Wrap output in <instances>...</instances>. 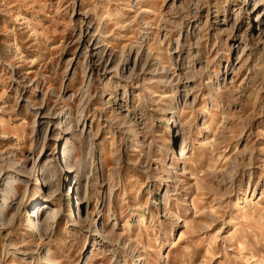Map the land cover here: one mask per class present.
<instances>
[{"label":"rangeland","instance_id":"rangeland-1","mask_svg":"<svg viewBox=\"0 0 264 264\" xmlns=\"http://www.w3.org/2000/svg\"><path fill=\"white\" fill-rule=\"evenodd\" d=\"M262 29L264 0H0V264H264Z\"/></svg>","mask_w":264,"mask_h":264},{"label":"bare ground","instance_id":"bare-ground-1","mask_svg":"<svg viewBox=\"0 0 264 264\" xmlns=\"http://www.w3.org/2000/svg\"><path fill=\"white\" fill-rule=\"evenodd\" d=\"M263 0H255V5H257L259 2H262ZM245 4H246V2H245ZM262 32H261V35L260 36H263V34H264V29H262L261 30ZM189 78V77H188ZM186 141L184 140L183 141V144L185 143ZM183 154V153H182ZM68 156V155H67ZM72 166V165H71ZM69 172H71L70 170H69ZM174 179H175V182L177 181V175L175 174L174 175V177H173ZM169 191H167V193H168ZM39 197V196H38ZM52 197V196H51ZM47 200H48V198H47ZM110 203L111 202H113V198H112V196H110ZM167 198L165 199V202H166V204H167ZM38 212H39V210L37 211V215H38ZM57 216H58V213H53V214H51V215H49V217H48V219H47V221H49V223L47 224V226L44 228V230H43V233H40V236L41 237H46V239L43 241V245L44 244H51V242H52V239H53V235H54V232H55V229H54V226H55V220H56V218H57ZM113 216V215H112ZM98 217V216H97ZM97 220H98V218H96L95 220H90V219H85V221L87 222L88 221V228H89V230L91 229V231H90V235H91V237H93L92 239L93 240H95V242L94 243H96V239H98V237H97V235H95V234H92V228L93 227H96V225H97ZM182 221V220H181ZM116 225V224H115ZM35 226V225H34ZM36 227V226H35ZM39 227H36V229H38ZM104 228V232H103V234H102V232L101 231H99V233L100 234H102L100 237H102V238H104L105 240L107 239V238H110L111 237V235L114 233L113 231H108L106 228H105V226L103 227ZM115 228V227H114ZM102 241V240H101ZM104 242H106V241H103V243ZM97 244H98V242H97ZM105 246V245H104ZM51 251H50V249H49V253H50ZM50 255V254H49ZM140 257H142V256H138V259L137 260H140ZM143 264H147L146 262H143Z\"/></svg>","mask_w":264,"mask_h":264}]
</instances>
